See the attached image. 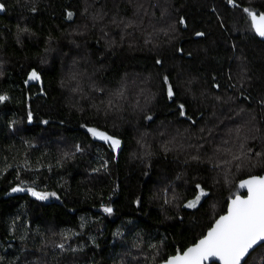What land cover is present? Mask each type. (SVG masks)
Returning a JSON list of instances; mask_svg holds the SVG:
<instances>
[{"label": "trees", "instance_id": "16d2710c", "mask_svg": "<svg viewBox=\"0 0 264 264\" xmlns=\"http://www.w3.org/2000/svg\"><path fill=\"white\" fill-rule=\"evenodd\" d=\"M0 2V264H162L264 173V0Z\"/></svg>", "mask_w": 264, "mask_h": 264}, {"label": "snow or ice", "instance_id": "6c2138e0", "mask_svg": "<svg viewBox=\"0 0 264 264\" xmlns=\"http://www.w3.org/2000/svg\"><path fill=\"white\" fill-rule=\"evenodd\" d=\"M234 3V0H229ZM0 8L3 5L0 4ZM252 21V27L256 33L264 37V13L257 16L245 8ZM73 13L69 12V18ZM181 19V23H183ZM197 36H202L203 33H196ZM159 62V61H158ZM30 80L39 79L35 70L29 76ZM167 82V77H165ZM173 91L171 86L168 89V96L171 98ZM7 97L0 96V101ZM183 109V105H181ZM181 115H184L181 111ZM31 119V115H29ZM151 119V117H148ZM88 131L95 137L108 141L113 150L120 147L121 141L113 136H109L105 132H100L97 129L89 128ZM79 150V146H77ZM195 159V158H194ZM248 188V196L241 198L239 196L232 200L229 205V210L226 215L220 216L216 220L214 226L209 229L206 236L200 239L193 247L188 248L182 256L177 255L170 257L165 261V264H201L202 261L208 260L211 257L219 259L222 264H247L245 257L249 254V250L256 245L264 246V177H251L248 180L242 181L240 187ZM198 189L200 185L196 186ZM22 188H13L12 191H24ZM31 195L38 199H46L48 195L55 193L41 194L28 189ZM204 195L203 190L195 197L194 200L188 202L186 207L194 208ZM105 212L110 213L111 208H105ZM63 247V245H60Z\"/></svg>", "mask_w": 264, "mask_h": 264}, {"label": "water", "instance_id": "95a60500", "mask_svg": "<svg viewBox=\"0 0 264 264\" xmlns=\"http://www.w3.org/2000/svg\"><path fill=\"white\" fill-rule=\"evenodd\" d=\"M0 4H2V3L0 2ZM2 5H3V4H2ZM3 11H4V5H3V8H0V14H1ZM251 12H254V11H251ZM254 13H256V12H254ZM261 13H263V12H261ZM261 13H256V14H257V16H259V14H261ZM250 23H251V26H252L251 18H250ZM252 28H253V27H252ZM253 29H254V28H253ZM254 31H255V30H254ZM255 32H256V31H255ZM260 37H261V36H260ZM261 38L264 39V37H261ZM29 76H30V75H29ZM28 79H29V78H28ZM29 81H31V80L29 79ZM251 177H264V173H262V174H260V175H258V174H253V175H250V176H247V177L241 179V180L239 181V183H238V187H239V189H240L241 191H244L245 193H244V194H240V193L234 194V195L228 200V203H227V206H226L225 211H224L223 213L219 214V215L216 217V219L212 222L211 226L206 230V232L204 233V235L201 236L199 239H197V241L194 242L193 244L187 246L182 252H177V253H176L175 255H173L172 257L177 256V255L182 256L183 253H184L188 248L193 247V246H194V245H195L200 239H202L204 236H206L207 233H208V231H209V229H211V228L214 226L216 220H218L220 216L226 215V214L228 213L229 205H230V203H231L232 200L236 199L237 196H239V197H241V198H246V197L248 196V194H249V193H248V188H247L246 186H245V187H240V184H241L242 181L248 180V179H250ZM257 246H259V245H256V246L253 247V249H250V250H249V254H250V253H251V252H252ZM249 254L245 257V259L249 256ZM168 259H169V258H168ZM168 259H167V260H168ZM212 261H216V262H218L219 264H222V262H221L219 259L215 258V257H211V258H209L208 260L202 261L201 264H209V263L212 262ZM242 263H243V261L241 262V264H242ZM162 264H165V261H164Z\"/></svg>", "mask_w": 264, "mask_h": 264}, {"label": "rangeland", "instance_id": "374dc122", "mask_svg": "<svg viewBox=\"0 0 264 264\" xmlns=\"http://www.w3.org/2000/svg\"><path fill=\"white\" fill-rule=\"evenodd\" d=\"M199 194H200V193H199ZM199 194H198V195H199ZM201 197H202V196H201ZM193 200H194V199H193ZM187 204H188V203H187Z\"/></svg>", "mask_w": 264, "mask_h": 264}]
</instances>
